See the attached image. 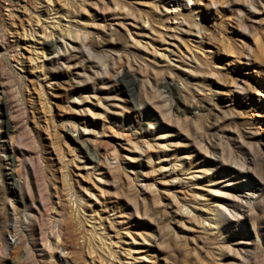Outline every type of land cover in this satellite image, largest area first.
Returning <instances> with one entry per match:
<instances>
[{"label":"rangeland","instance_id":"374dc122","mask_svg":"<svg viewBox=\"0 0 264 264\" xmlns=\"http://www.w3.org/2000/svg\"><path fill=\"white\" fill-rule=\"evenodd\" d=\"M116 1L134 14L154 21L153 25L165 32L169 46L166 52L170 53L172 62L188 64L186 59L201 64V67L189 64L193 71L188 79L182 75H178L180 80L171 78L168 73L161 76L160 90L171 94L172 106L178 115L184 118L187 113L191 118L194 113L186 110L195 104L202 114L197 124L190 121L184 124L185 127L175 122L168 125L172 129L169 131L172 145L168 151H176L174 154L178 157L191 158L192 165L204 161V165L214 169L217 175L225 174L223 180L230 179V192L241 195L224 198L234 215H229L221 233L213 234L205 231L201 224L186 221L182 225L172 219L175 209L167 203V197H163L166 210L150 206L147 212L143 209L135 212L131 206L125 207L127 204L118 183L112 185V181H108L104 187L83 166L84 162L99 160L101 152L105 154L106 163L114 162L111 153L115 146L128 149L117 134L105 133L102 137L98 134V139H87L86 136L92 135L90 127H84L80 113L71 107L73 92L80 84L76 75L83 74L80 71L83 67L93 78L91 73L100 57L126 54L120 44L111 46L108 38L99 33V26L105 25L106 30L110 26L118 28L116 35L123 36L116 20L123 16H116L111 9L104 8L109 7V0H0V43L4 44L12 65H15L13 55L16 56L15 66L23 78L20 80L8 70L0 76V132L6 133V142L13 138L15 145L25 152L12 153L10 148L6 153L0 151L3 157L0 167V245L6 240L8 253L16 252L15 259L9 256L0 260V264H23L18 259L25 257L23 244L26 241L40 260V231L48 235L54 226L50 218L55 215L53 209L41 207L38 201L34 205L21 195L17 182L23 177V165L30 169L33 166L40 187L48 183L51 202H61L67 208L72 218L69 237L75 245L81 244L79 257H84V264H135V255L141 257L142 254L149 256L146 264H264V192L254 199L252 213L241 217L240 213L248 211V207L240 206L243 204L240 198H244L241 192L254 185L243 176L236 178L237 174L227 169L229 166L237 170L233 161L236 158L248 162L254 158L250 163L251 173L264 182V5L260 4L264 0H187L186 5L181 6L176 5L175 0ZM65 5L70 8L66 13L62 10ZM156 6L160 8V17L155 13ZM67 22H71L73 29L76 23L85 24L89 31L86 42L94 56L90 60L84 56L85 63L79 58L70 65L51 62L59 47L58 32L68 25ZM193 22L201 26L200 34L189 25ZM175 24L184 25L182 41L171 35L176 32L172 28ZM155 39L156 34L150 33L143 41ZM158 48L164 50L165 47ZM73 51L80 54V49ZM0 64H4L2 53ZM156 65L159 71H165V64ZM116 79L120 80L117 82L119 94L127 101V114L134 119V124L140 122L135 131L143 133L149 127V121L143 116L137 94L132 92L133 85L138 82L137 73L121 72ZM180 82L186 85L184 92ZM98 87L105 88V85L99 83ZM7 90L12 93L11 101L19 104L23 122L27 125L24 130L19 129L21 123L10 116ZM74 124L76 130L72 128ZM19 135L24 137L22 143H19ZM93 140L97 142V148ZM204 143L209 147L208 153L201 149L200 145ZM222 148L226 160L221 159ZM175 157L170 155V159ZM126 168L132 175L139 174V169L132 170L129 165ZM3 171L9 174L4 176ZM33 181L36 182L34 177ZM79 186L87 187L100 205L91 203L90 209L85 208L86 198L77 189ZM174 191L183 199L184 190L179 187ZM8 196L16 205L20 221L26 203L32 205L34 211L42 208L37 223L30 227L20 225L25 234L19 244L20 234L7 226L10 225L5 208ZM209 204L215 203L211 200ZM200 209L207 210L203 206ZM162 216L177 230L178 238L166 234L145 243L137 239L132 244L126 236L127 230L134 235L139 232L159 234L157 226L161 227ZM245 248L251 255L242 260L240 254H245ZM65 252L62 247L58 249L60 262L66 261L62 256Z\"/></svg>","mask_w":264,"mask_h":264},{"label":"bare ground","instance_id":"6f19581e","mask_svg":"<svg viewBox=\"0 0 264 264\" xmlns=\"http://www.w3.org/2000/svg\"><path fill=\"white\" fill-rule=\"evenodd\" d=\"M109 1L111 2L109 7L104 6V8L111 9L116 16H123L122 18L116 19L117 24L123 30V36L118 37L116 35L118 28L110 26V29L106 30L105 25L99 26L101 27L99 33L101 37L106 36L108 38V43L111 46L120 44L122 46L121 48L126 51V54L120 53L116 56L108 54L100 57L95 62L94 72L91 73L94 75L93 78L85 72V68L83 67L80 70L83 74L76 75L80 84L75 87V91L73 92L75 96L71 107L74 111L80 113V121L83 122L84 127H90L92 135L86 136L87 139H98V134L100 137L105 133L117 134L124 140L123 144L128 149L115 146L111 153L112 160H115L114 162L106 163L103 157L105 154L101 152L99 160L92 163L84 162L83 166L104 187H107L106 183L108 181H112V185L118 183L120 193L124 197L125 204H127L125 207L131 206L135 212H138L140 209L147 212L150 206L166 210L163 197H167L169 199L167 203L175 209L172 211V219L178 220L182 225H185L186 221L201 224L205 231H211L213 234L221 233L224 230L225 224L228 222L229 215H234L227 206L226 199H224L225 196L241 197V195L232 194L230 192L231 187L228 186L230 179L223 180L225 174L223 176L217 175L214 169L204 165V161L192 165L193 160L191 158L184 156L178 157L177 154H174L176 151H168V148L172 145L169 132L172 129H169L168 125L171 122H175L182 126V124H188L190 121L197 124L202 114L197 110L198 105L195 104L192 108L186 110V112L190 111L194 113L193 116L189 118L186 113L184 118H182L173 109L171 94H166L160 90V81L163 74L168 73L171 78L175 77L177 79H179L178 75H182L185 79H188L192 76L190 73L193 71V68L189 64H193L195 67H201V64L195 60L189 61L186 59L184 60L188 64H175L172 62L170 53L166 52L169 46L165 38V32L160 30V28H156L153 25L154 21H150L147 17L139 13L134 14L129 8L120 5L116 0ZM168 1L173 2L172 0ZM186 1L175 0L174 2H176V5L181 6L186 5ZM260 4L264 5V2L261 1ZM62 10L66 13L70 11V8L65 5L62 7ZM154 10L156 15L160 17V8L156 6ZM183 21L186 22V20ZM67 24L62 26L58 32L60 37V39H57L59 47L54 51V57L51 62L70 65V63L79 58L85 63L86 57L90 60L94 56L86 42L89 38V31L85 24L76 23L74 24V29L71 28V22H67ZM189 25L194 27L197 33H201V26L198 23L193 22ZM172 28L176 32H172L171 35L175 39L181 40V34L185 33L184 25L175 24ZM186 30L191 29L187 28ZM150 33L156 34V41H143ZM161 46L165 47L164 50L158 48ZM74 49H80V54L77 55L74 53ZM0 53H2V58L4 59V64H0V76L7 74L6 70H8L14 76L23 80L20 76V71L15 66L17 65L16 56L13 55L15 65H12V60L10 57H7L6 48L3 43H0ZM160 63L165 64L164 69L166 72L158 70L156 64ZM173 70H177L181 74H175ZM121 72L124 74L127 72L137 73L138 82L133 85L132 92L137 94L143 116L149 121V127L145 128L143 133L135 131V128H137L136 125L139 126L140 122L138 121L137 124H134V119L125 110L127 101L123 100L119 94L120 88L117 82H120V80L117 81L116 78ZM99 83L104 84L105 88L98 87ZM180 83L181 89L184 92L186 85L184 82ZM1 86L6 89L3 83ZM11 94L7 90L8 98L6 103L10 104V116L17 123H21L19 129L24 130L27 125L23 122V116L18 107L19 104L11 101ZM18 100H20V97H18ZM3 102L4 100L1 101V103ZM110 110H113L115 113H111ZM72 128L76 130L77 126L74 124ZM150 135H154L152 140L149 139ZM5 137L6 133L3 134L0 132V139H2L0 143L1 152L6 153V150L10 148L12 153L16 151L20 154L25 153L21 147L15 145L13 138H10L8 140L9 142H6L4 140ZM18 139L19 143H22L24 140L23 135H19ZM92 143L97 148V142L93 140ZM219 145L217 144V146ZM200 146L201 149L208 153L209 147L206 143ZM104 151L106 152V148L103 149ZM225 153V149L222 148L220 152L222 160H226ZM171 154L176 155V157L170 159ZM8 159H11L10 155ZM2 160L3 157L0 155V167ZM227 160L229 161L231 159L227 158ZM233 161L237 165V170L228 166V171L237 174L236 178L244 177V179L250 180V184L254 185L253 187L245 188L241 192L244 198H240L241 203H243L240 206L248 207V211L247 213H240V216L242 217L245 214L248 216L252 213L254 199H256L258 194L264 192V182L255 173H251L250 169L253 170V167L250 166V163L254 161V158L249 162L241 158H236ZM128 165L132 170L139 169V174L135 172V175H132L131 171L126 168ZM31 169L28 165H23V177L17 182L20 193L34 205L38 201L41 207L53 209L55 215L52 214L50 218L54 226L48 235L44 232L43 234L40 231L41 229L39 230L41 235L39 250L42 252L40 260H38L27 241L23 244L25 246V257L23 259L19 258L18 260H21L23 264H84V257H79L82 253L81 244L78 243V245H75L69 237L71 236V232L68 230L72 226L70 213L61 202L56 203L50 201L48 183L45 182L43 187H40L37 182L36 171L32 165ZM4 171V176H7L9 173ZM33 177L36 179V182L33 181ZM212 177L216 178L212 180ZM6 179L8 178L6 177ZM205 183L212 184L205 185ZM222 183L224 184L221 185ZM179 187L184 190L182 191L183 199H180L174 191ZM77 189L86 198L87 205L85 203V208L90 209L91 203L100 205L95 195L87 187L79 186ZM9 197L5 204L7 206L5 207L7 224H10L7 226H12L13 231L20 234L17 239V244H19L22 242V234H25V231L20 228V225L30 227L37 223V218L42 216V208L34 211L32 210V205L26 203L25 212L22 221H20L16 211V205L13 199ZM211 200L215 204L210 205L209 201ZM8 204H11V207ZM189 204L193 206L191 207ZM202 206L207 210L200 209ZM204 220H207V222L204 223ZM159 225L161 227L157 226V230H160L157 235L152 232L149 234L139 232V234L134 235L130 230H127L126 236L129 237L132 244H135L137 239H141L145 243L146 240H156L166 236V234L173 238L179 237L177 230L171 227L170 222H166L163 216L160 217ZM61 247L66 249V252L62 255L63 259H66L65 262H60L57 256L58 249ZM135 248L137 247L135 246ZM244 253L240 254L242 260L249 259L251 255L250 250L245 248ZM15 254V251H12L11 254L8 253V243L6 240L3 241L0 245V258H2L0 260L8 258L9 256L15 259ZM147 257H149L147 254H142L141 257L135 255L133 260L135 264H146L144 262L147 260Z\"/></svg>","mask_w":264,"mask_h":264}]
</instances>
